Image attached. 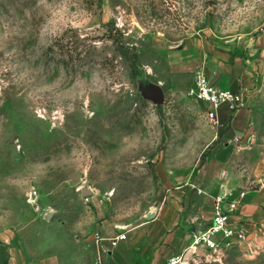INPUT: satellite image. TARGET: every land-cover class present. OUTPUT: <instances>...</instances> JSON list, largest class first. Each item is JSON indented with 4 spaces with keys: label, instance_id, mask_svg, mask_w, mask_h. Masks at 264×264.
<instances>
[{
    "label": "rangeland",
    "instance_id": "obj_1",
    "mask_svg": "<svg viewBox=\"0 0 264 264\" xmlns=\"http://www.w3.org/2000/svg\"><path fill=\"white\" fill-rule=\"evenodd\" d=\"M190 49L224 54L242 70L239 92L257 123L249 157L232 169L244 191L264 187V0H0V248L8 262L96 264L103 223L123 230L145 220L163 176L184 177L209 156L201 154L204 110L185 90L198 72L217 76L173 72L167 62ZM152 89L160 104L147 98ZM190 202L193 215L198 200ZM243 233L242 242L176 264H264V218Z\"/></svg>",
    "mask_w": 264,
    "mask_h": 264
},
{
    "label": "crops",
    "instance_id": "obj_2",
    "mask_svg": "<svg viewBox=\"0 0 264 264\" xmlns=\"http://www.w3.org/2000/svg\"><path fill=\"white\" fill-rule=\"evenodd\" d=\"M221 55L218 57L216 53H209L203 56L193 50L191 54L190 49L189 52L179 51L176 56L167 58V62L173 72L201 68L209 74L214 73L216 84L221 89L240 94L242 70H237V61L229 63L228 57ZM199 105L204 110V106ZM204 117L208 125L205 129L208 139L201 154L209 151V156L203 162L200 156L193 167L185 171L184 177L163 176L155 206L145 220L123 230L103 223L91 252L96 264L176 262L177 258H183L188 253L192 234L204 231L209 225L216 206L229 213L227 220L240 230L245 231L252 222L264 218V187L244 191L241 180L232 169L237 157L248 158L250 155L249 140L257 123L256 110L249 107L242 96V103L232 111L227 104L219 107L216 126ZM263 160H260L261 163ZM217 198H222L219 204L216 203ZM195 200L198 202L191 204L196 205L195 213L190 215L188 204ZM122 232L125 240L111 245L110 240ZM7 260L6 251L0 248V264H15ZM44 264H53V261Z\"/></svg>",
    "mask_w": 264,
    "mask_h": 264
},
{
    "label": "built area",
    "instance_id": "obj_3",
    "mask_svg": "<svg viewBox=\"0 0 264 264\" xmlns=\"http://www.w3.org/2000/svg\"><path fill=\"white\" fill-rule=\"evenodd\" d=\"M185 94L188 98L197 104L204 106V114L206 119L212 125L216 126V112L224 104L229 106L232 111L242 103V96L238 93H233L228 90L221 89L216 84V79L207 77L203 73H196L192 84L186 88ZM243 193H241V196ZM222 198H217L216 203H220ZM229 213L221 210L219 206L215 207L214 215L205 228L200 233H193L191 244L189 247L190 257L197 255L200 250L205 252H215L220 244L224 243H239L245 239L243 230L237 228L227 219ZM125 240V234L119 233L115 239L110 240L111 245L116 241ZM184 258V257H183ZM183 258H177L181 261ZM178 261V262H179ZM176 262L171 261L170 264Z\"/></svg>",
    "mask_w": 264,
    "mask_h": 264
},
{
    "label": "water",
    "instance_id": "obj_4",
    "mask_svg": "<svg viewBox=\"0 0 264 264\" xmlns=\"http://www.w3.org/2000/svg\"><path fill=\"white\" fill-rule=\"evenodd\" d=\"M147 98L151 100L154 104H160L161 103V94L159 91L152 89L147 92ZM151 216V215H149ZM148 216V218H149ZM121 230V229H119ZM186 255H190L189 252Z\"/></svg>",
    "mask_w": 264,
    "mask_h": 264
},
{
    "label": "trees",
    "instance_id": "obj_5",
    "mask_svg": "<svg viewBox=\"0 0 264 264\" xmlns=\"http://www.w3.org/2000/svg\"><path fill=\"white\" fill-rule=\"evenodd\" d=\"M120 54L124 59L131 63V67L135 68L136 57L134 54H131L127 49H122Z\"/></svg>",
    "mask_w": 264,
    "mask_h": 264
}]
</instances>
